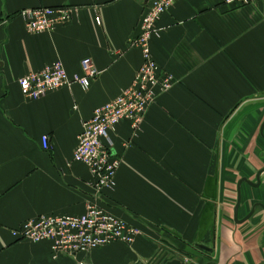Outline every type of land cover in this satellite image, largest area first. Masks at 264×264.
I'll return each instance as SVG.
<instances>
[{"label":"crops","instance_id":"obj_1","mask_svg":"<svg viewBox=\"0 0 264 264\" xmlns=\"http://www.w3.org/2000/svg\"><path fill=\"white\" fill-rule=\"evenodd\" d=\"M149 4L0 0V264H76L55 260L50 242L20 241L13 231L43 215H83L90 202L144 234L133 246L96 250L88 264H264V175L261 187H239L256 183L264 166V3L178 0L152 42L177 82L138 132L124 122L112 133L122 161L116 186L98 195L88 167L74 161L83 124L132 85L143 63L133 43ZM38 7H69L74 17L31 35L20 13ZM84 60L99 73L88 90L76 84L30 100L19 86L58 61L83 76Z\"/></svg>","mask_w":264,"mask_h":264},{"label":"built area","instance_id":"obj_2","mask_svg":"<svg viewBox=\"0 0 264 264\" xmlns=\"http://www.w3.org/2000/svg\"><path fill=\"white\" fill-rule=\"evenodd\" d=\"M177 1L150 0L141 21V34L133 43L141 50L143 63L132 85L114 100L97 108L92 119L83 124L74 161L88 167L98 195H105L114 189L122 166L121 159L112 153V133L124 122L130 123L132 130L138 132L158 97L176 85V78L159 67L152 51V42L161 37L158 23ZM256 2L264 3V0H224L225 5L233 9ZM20 16L25 19L29 34L40 35L69 24L73 20L74 10L69 7H38L22 11ZM82 69L83 76L71 77L58 61L42 71L26 75L18 83L24 96L30 100L42 99L49 93L76 84L88 90L99 73L90 60L82 62ZM42 143L43 150L49 151L48 136L43 137ZM143 234L138 226L115 216L106 203L96 202L88 203L83 215H43L26 221L13 231V236L20 241L35 244L50 242L55 260L69 258L78 264H88L87 259L92 253L114 243L133 246Z\"/></svg>","mask_w":264,"mask_h":264},{"label":"flooded vegetation","instance_id":"obj_3","mask_svg":"<svg viewBox=\"0 0 264 264\" xmlns=\"http://www.w3.org/2000/svg\"><path fill=\"white\" fill-rule=\"evenodd\" d=\"M260 137L262 138V140H264V122L262 123V125H261V127H260ZM261 158L262 159H264V151H262V153H261ZM263 171V172H262ZM262 172V174H260ZM263 175H264V166L258 171V173H257V177H256V183H254V184H257L258 186L257 187H261L262 186V182H263ZM258 180H259V182H258ZM254 187V186H253ZM242 201V200H241ZM241 204V203H240ZM238 205V204H237ZM239 208H240V206H239ZM239 208H237V206H236V208H235V215H234V217H235V221L236 222H241L240 220H239V218H238V215H239ZM215 264V263H214Z\"/></svg>","mask_w":264,"mask_h":264},{"label":"water","instance_id":"obj_4","mask_svg":"<svg viewBox=\"0 0 264 264\" xmlns=\"http://www.w3.org/2000/svg\"><path fill=\"white\" fill-rule=\"evenodd\" d=\"M262 172H263V171H262ZM262 172H261L260 174H262ZM258 182H259V180H258ZM243 183H247V184H249V185H251V186H254V187H257V186H258L257 184H254V183H252V182H250V181H248V180H243V181H241V182L239 183V187H241V185H242ZM240 193H241V192L239 191V201H238L237 208H239L240 203H241V194H240ZM252 215H253V212L248 216V218H247L246 220H249L250 217H252ZM200 248H201L202 250H204V251H207V252H210V251H211L210 249H208L207 247H204V246H201Z\"/></svg>","mask_w":264,"mask_h":264},{"label":"rangeland","instance_id":"obj_5","mask_svg":"<svg viewBox=\"0 0 264 264\" xmlns=\"http://www.w3.org/2000/svg\"><path fill=\"white\" fill-rule=\"evenodd\" d=\"M76 263V262H75ZM76 264H78V263H76ZM144 264H151V263H144ZM152 264H154V262H152Z\"/></svg>","mask_w":264,"mask_h":264}]
</instances>
